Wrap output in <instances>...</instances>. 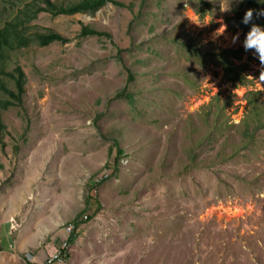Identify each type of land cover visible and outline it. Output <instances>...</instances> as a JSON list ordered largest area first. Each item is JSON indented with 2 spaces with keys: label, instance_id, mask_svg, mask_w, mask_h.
Instances as JSON below:
<instances>
[{
  "label": "rangeland",
  "instance_id": "1",
  "mask_svg": "<svg viewBox=\"0 0 264 264\" xmlns=\"http://www.w3.org/2000/svg\"><path fill=\"white\" fill-rule=\"evenodd\" d=\"M108 1L121 6L53 17L33 15L40 0H0V29L20 21L26 39L4 62L25 85L19 105L0 93L13 104L0 106V218L16 177L39 172L42 212L82 222L65 264H264V127L251 138L243 127L247 92L264 115L259 62L233 60L247 64L244 88L209 59L243 48L225 22L240 2ZM82 26L110 38L81 37ZM49 33L69 41L33 40ZM124 89L131 102L115 98Z\"/></svg>",
  "mask_w": 264,
  "mask_h": 264
},
{
  "label": "trees",
  "instance_id": "2",
  "mask_svg": "<svg viewBox=\"0 0 264 264\" xmlns=\"http://www.w3.org/2000/svg\"><path fill=\"white\" fill-rule=\"evenodd\" d=\"M38 0H33V3H36ZM43 6H38L34 11L33 15H37L38 13L46 12L53 17L56 16H72L75 14H94L101 7H103L107 3H112L117 6H121V4L116 2H110L108 0H81L75 4H56L52 0H40ZM28 7V6H26ZM248 9L253 10V20L252 23H255L260 26H264V16H258L257 13L261 10H264V2H260V0H242L240 2V10L235 12V15L230 20H226L227 25H231L235 23L236 27H238L242 31V38H244V34L248 31L250 25H243L240 23L241 17L244 12ZM199 19L203 18L201 13H195ZM31 15H28V19H30ZM231 23V24H230ZM22 26L23 23L20 21L14 22V20L10 22H6L5 25L0 29V93L3 96H7L9 99L15 101L18 105L21 104L22 97L24 95V85H25V75L23 71L18 67L14 68L12 73H6V67L4 62L8 59L6 56V51H13L17 47H23L26 44V39L21 37L22 34ZM81 37H106L110 38L105 33H99L97 31L92 30L90 27L82 26L80 30ZM40 47H46L54 42H58L60 44L68 43V39L61 37L55 33L49 34H35L33 39ZM244 52L243 48H239L237 50L231 51H221L212 52L209 55V59L211 62L215 61L217 65L221 68L223 72V79L226 82H230L232 84L238 85L240 87L247 86V80L244 74L247 72V64H239L235 65L233 60L240 61L241 54ZM230 58V59H229ZM118 62H121L118 60ZM126 83L132 84L134 80V74L131 71H126ZM5 79H9L13 82V86L15 88V92L8 90L5 86ZM258 96V93L247 92L246 93V103L248 105L249 112L246 117V120L243 122L244 124V137L251 138L252 133L258 131L262 127H264V115H263V106L258 104L255 98ZM115 98H126L129 102L133 100V98L127 93L124 89L119 91ZM13 105L12 102H0V106L2 108H6L8 106ZM249 121V122H248ZM255 125V128L251 131L250 127ZM112 145H116V141L113 140ZM118 157L122 156V151L119 150ZM111 154V153H110ZM88 189L95 190V186L91 185ZM89 200V198H87ZM75 225V231L70 237V244L75 241L77 237V227L81 225L82 222L79 220H73Z\"/></svg>",
  "mask_w": 264,
  "mask_h": 264
},
{
  "label": "crops",
  "instance_id": "3",
  "mask_svg": "<svg viewBox=\"0 0 264 264\" xmlns=\"http://www.w3.org/2000/svg\"><path fill=\"white\" fill-rule=\"evenodd\" d=\"M16 179L15 190L7 194L9 207L0 218V264H24L26 254L35 264H44L65 239L67 222L74 219L58 216L53 208L50 212H42V204L49 201L42 192V187L48 186L45 181L48 175L26 172ZM32 186H35V193L31 196ZM55 199L53 203L58 201L57 196ZM0 213L4 214V210Z\"/></svg>",
  "mask_w": 264,
  "mask_h": 264
},
{
  "label": "clouds",
  "instance_id": "4",
  "mask_svg": "<svg viewBox=\"0 0 264 264\" xmlns=\"http://www.w3.org/2000/svg\"><path fill=\"white\" fill-rule=\"evenodd\" d=\"M242 2V0H237V3ZM264 2V0H260ZM258 16H264V10L257 13ZM253 20V10L248 9L244 12L241 17L240 23L243 25H250L248 31L244 34L242 40V47L245 52L251 51L253 57L258 60L260 71L258 79L264 82V26L252 23ZM223 25V24H222ZM223 28L220 32H223ZM239 38V33L232 37V43H235Z\"/></svg>",
  "mask_w": 264,
  "mask_h": 264
},
{
  "label": "built area",
  "instance_id": "5",
  "mask_svg": "<svg viewBox=\"0 0 264 264\" xmlns=\"http://www.w3.org/2000/svg\"><path fill=\"white\" fill-rule=\"evenodd\" d=\"M108 176L107 174H104L103 176L97 178L95 182H93L94 186H97L101 184V182L106 179ZM86 217L84 216V220ZM75 231V225L74 222H69L64 227V234L65 239L61 242V244L58 246L57 250L50 256L47 257L44 264H65V261L67 259V253H68V247L70 244V237L72 236L73 232ZM24 264H35L32 257L28 254L24 256Z\"/></svg>",
  "mask_w": 264,
  "mask_h": 264
}]
</instances>
